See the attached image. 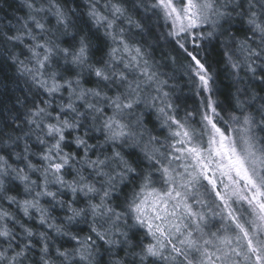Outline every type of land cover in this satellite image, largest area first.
<instances>
[{"label": "snow or ice", "instance_id": "1", "mask_svg": "<svg viewBox=\"0 0 264 264\" xmlns=\"http://www.w3.org/2000/svg\"><path fill=\"white\" fill-rule=\"evenodd\" d=\"M17 8L0 264H264V0Z\"/></svg>", "mask_w": 264, "mask_h": 264}, {"label": "trees", "instance_id": "2", "mask_svg": "<svg viewBox=\"0 0 264 264\" xmlns=\"http://www.w3.org/2000/svg\"><path fill=\"white\" fill-rule=\"evenodd\" d=\"M0 7L4 9L3 12H0V18L7 16V18L11 19L13 15L23 14L22 11L17 8V0H8L7 4H5L3 0H0Z\"/></svg>", "mask_w": 264, "mask_h": 264}]
</instances>
